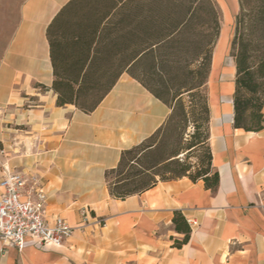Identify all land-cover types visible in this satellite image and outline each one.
I'll return each instance as SVG.
<instances>
[{
  "label": "crops",
  "instance_id": "1",
  "mask_svg": "<svg viewBox=\"0 0 264 264\" xmlns=\"http://www.w3.org/2000/svg\"><path fill=\"white\" fill-rule=\"evenodd\" d=\"M69 1L18 0L13 10L0 0V179L2 165L36 174L46 219L73 229L60 246L43 249L0 241V264H264V123L258 132L233 127L235 65L227 48L215 49L208 79L217 189L183 177L117 200L106 172L170 110L127 74L89 114L56 106L46 29ZM175 211L196 222L181 248L173 246L183 237L172 225Z\"/></svg>",
  "mask_w": 264,
  "mask_h": 264
},
{
  "label": "trees",
  "instance_id": "2",
  "mask_svg": "<svg viewBox=\"0 0 264 264\" xmlns=\"http://www.w3.org/2000/svg\"><path fill=\"white\" fill-rule=\"evenodd\" d=\"M237 5L230 44L235 65L233 127L258 132L264 123V0H237ZM219 31L214 0H70L48 25L49 90L57 107L72 105L89 114L127 74L170 110L151 136L122 151L117 167L106 172L112 198L124 200L158 182L183 177L203 181L211 192L217 189L219 175L212 168L208 144V96L199 108L208 124L205 140L181 150L175 118L184 110L183 93L200 96ZM189 60L198 63L195 69L187 65ZM181 76L188 81L171 84ZM202 146L206 164L192 171L191 163L180 156ZM172 225L183 235L173 246L181 248L190 236L181 212H174Z\"/></svg>",
  "mask_w": 264,
  "mask_h": 264
},
{
  "label": "built area",
  "instance_id": "3",
  "mask_svg": "<svg viewBox=\"0 0 264 264\" xmlns=\"http://www.w3.org/2000/svg\"><path fill=\"white\" fill-rule=\"evenodd\" d=\"M3 151H0L2 154ZM47 197L36 174H22L2 165L0 179V241L22 251L27 245L43 249L60 246L72 233L61 218L45 217ZM190 229L196 222L187 220Z\"/></svg>",
  "mask_w": 264,
  "mask_h": 264
},
{
  "label": "rangeland",
  "instance_id": "4",
  "mask_svg": "<svg viewBox=\"0 0 264 264\" xmlns=\"http://www.w3.org/2000/svg\"><path fill=\"white\" fill-rule=\"evenodd\" d=\"M13 6V10L17 7L18 0H9ZM216 3L217 11L219 13V24L220 31L218 39L215 41L212 47V55L217 48L219 43L220 36H222L223 47L226 51V59L228 60L230 54V44L234 34V25H235V17L238 12L237 0H214ZM10 6V5H9ZM7 6L6 9L10 11V7ZM11 6V7H12ZM12 10V12H13ZM226 26V27H225ZM223 32V33H222ZM2 44L4 39H2ZM217 44V45H216ZM191 55L189 56V59ZM230 60V59H229ZM190 69H195L198 65L197 62L192 63L190 60L187 62ZM208 79L209 76L205 79V83L201 88L200 96H191L188 93H183L182 100L184 105L183 112L177 111L175 121L179 123V147L181 150H185L194 142L203 141L207 138L208 135V124L205 122V114L200 111L202 99L206 100L208 96ZM188 78L185 76H181L179 79L172 81L171 84L178 85L187 82ZM198 106V108H197ZM181 160H185L188 163H191L193 169L195 171L197 168H201L206 164V150L205 147H199L193 151H191L187 156L185 154L180 156Z\"/></svg>",
  "mask_w": 264,
  "mask_h": 264
},
{
  "label": "bare ground",
  "instance_id": "5",
  "mask_svg": "<svg viewBox=\"0 0 264 264\" xmlns=\"http://www.w3.org/2000/svg\"><path fill=\"white\" fill-rule=\"evenodd\" d=\"M226 27V26H225ZM223 33V32H222ZM223 37L222 36H220V39H219V43H218V45H217V48L216 49H219L220 47H222V42H223Z\"/></svg>",
  "mask_w": 264,
  "mask_h": 264
}]
</instances>
